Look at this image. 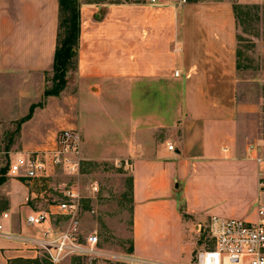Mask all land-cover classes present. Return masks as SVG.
<instances>
[{"label":"crops","instance_id":"1","mask_svg":"<svg viewBox=\"0 0 264 264\" xmlns=\"http://www.w3.org/2000/svg\"><path fill=\"white\" fill-rule=\"evenodd\" d=\"M79 14L73 76L58 97H47L20 125L24 136L32 119L50 114L40 135L17 144L23 149L17 155L49 147L59 130L76 129L82 159L102 156L88 149L87 140L99 115L111 114L98 105L101 96L119 94L124 101L119 120L128 130L119 140V154L131 169L133 257L143 264H180L182 251L192 249L187 236L201 221L246 219L257 204L264 205L262 98L243 91L237 79L232 7L198 2L173 8L163 1L157 7L99 8L80 2ZM58 16L57 0H0V127L43 99ZM262 78L252 84L261 85ZM155 94L163 95V109L154 104L144 112L134 109L136 101L155 100ZM84 102L90 107L82 115ZM55 103L61 108L49 112ZM30 182L9 175L0 185V264L35 259L28 239L51 225L50 220L26 223L41 210L29 202L37 197ZM169 243L179 247L176 258Z\"/></svg>","mask_w":264,"mask_h":264},{"label":"rangeland","instance_id":"2","mask_svg":"<svg viewBox=\"0 0 264 264\" xmlns=\"http://www.w3.org/2000/svg\"><path fill=\"white\" fill-rule=\"evenodd\" d=\"M77 2L79 4L80 2L93 3L99 8H105L112 4H144L141 0H77ZM198 2L205 5L228 2L232 7L235 19L237 79L243 82V91L250 95L261 96L262 98L259 119L261 133L264 135V80L262 78L263 83L261 85L252 84L253 81L260 79L264 74V0H188L189 4ZM59 33L60 38H62L63 28H61ZM77 47L75 49V56L71 59L67 70H70L72 73L65 75L66 83L63 90L73 76V71L77 65ZM44 81V91L51 89L56 84L53 79V73L46 75ZM161 97H163L162 94H155L153 97L155 100L145 102L138 100L135 102L134 109L144 112L151 109L153 104L155 105L154 107L160 106L163 109L164 101L159 100ZM46 98L43 95V99L40 102L33 104L36 105L35 108H41ZM100 104H103L105 108L109 107L107 110L111 112L109 114L112 118L109 117V114L107 117L99 115L97 121L94 122V126H92L91 139L87 140V144L89 150L92 149L97 155L102 156L94 157L95 160L87 161L83 159L78 173L72 176H67L64 172L57 171L47 179L31 181L29 183L30 190L37 197H34L29 202L33 207L49 213L50 223L56 231H64L69 227L70 220L58 215L54 205L63 199L62 192L68 188L73 187L78 189L81 196H83L80 212L78 213L79 236L82 239L89 234H94L98 240L97 248L100 253L92 258L69 257L59 264H143L138 262L132 253L131 169L127 161L122 160L119 154V147H121L119 140L121 136H125L128 133L125 125L119 120V109H123L122 104H124V101L122 103L119 102V94L115 96L102 95L98 105ZM81 106L83 107L81 108L83 115L90 105L88 102H84ZM60 108V104L55 103L50 106L49 112L54 113L56 109ZM49 117L50 114H44L32 119L25 127L26 135L24 136L21 135L18 128L19 121L23 117L13 123L4 124V126L0 127V170L7 166L17 153L23 151L17 145L18 143L23 139L27 140L31 136L34 137L41 134V128L50 123ZM93 144L94 147H91ZM82 149L83 146L80 144L81 153ZM5 176H9L7 172ZM93 184H96L98 188L95 193L91 191ZM220 195L227 197L225 192H220ZM209 218L200 222L203 228H205ZM255 218V215L248 216L245 220L253 221ZM204 230L200 234L192 231L191 236H187L192 242V249L191 252H188V249L182 251L180 264H190L194 260L196 252L204 247L202 241L206 236V228ZM188 239L187 242H190ZM187 242H183L181 245L185 247ZM177 247V243L174 245L172 243L168 244V251L172 253L174 258H176L177 254L179 256L180 253L179 247ZM15 264L51 263L42 254H39L35 259H19Z\"/></svg>","mask_w":264,"mask_h":264},{"label":"built area","instance_id":"3","mask_svg":"<svg viewBox=\"0 0 264 264\" xmlns=\"http://www.w3.org/2000/svg\"><path fill=\"white\" fill-rule=\"evenodd\" d=\"M148 6H161L163 1L170 7L181 8L188 0H141ZM178 77L179 72L175 71ZM81 136L76 129L59 130L52 144L44 149L16 155L9 161L7 175L26 181L42 180L62 171L67 176L78 173L83 161L80 152ZM172 150V146H168ZM260 162L259 159H256ZM96 184L91 186L97 192ZM63 199L54 205L56 213L70 220L64 231H56L50 225L40 237L29 238V250L35 258L42 254L51 264H59L69 257L92 258L98 255V240L94 234L79 236L78 213L83 199L80 191L68 188L62 192ZM2 218L8 215L3 213ZM255 220L211 216L205 226L204 247L196 252L190 264H264V205L255 206ZM49 220V213L38 211L27 216L29 226H38ZM201 223L196 225V234L204 232ZM2 226L0 224V230ZM139 264V263H133Z\"/></svg>","mask_w":264,"mask_h":264},{"label":"trees","instance_id":"4","mask_svg":"<svg viewBox=\"0 0 264 264\" xmlns=\"http://www.w3.org/2000/svg\"><path fill=\"white\" fill-rule=\"evenodd\" d=\"M59 6V20L57 42L53 57L52 73L56 84L51 89L44 91V96L57 97L65 86V75L71 59L75 56L80 33V4L77 0H57ZM235 9V8H234ZM63 28V37L60 38L59 31ZM36 105H31L28 114L19 121V126L29 120ZM8 165L0 170V185L5 181Z\"/></svg>","mask_w":264,"mask_h":264}]
</instances>
